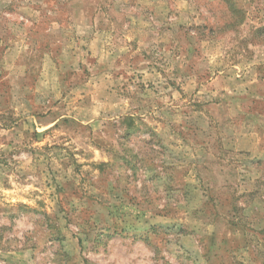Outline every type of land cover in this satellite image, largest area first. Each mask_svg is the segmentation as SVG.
Returning <instances> with one entry per match:
<instances>
[{
  "label": "rangeland",
  "instance_id": "374dc122",
  "mask_svg": "<svg viewBox=\"0 0 264 264\" xmlns=\"http://www.w3.org/2000/svg\"><path fill=\"white\" fill-rule=\"evenodd\" d=\"M234 2L0 0V264H264V0Z\"/></svg>",
  "mask_w": 264,
  "mask_h": 264
},
{
  "label": "trees",
  "instance_id": "16d2710c",
  "mask_svg": "<svg viewBox=\"0 0 264 264\" xmlns=\"http://www.w3.org/2000/svg\"><path fill=\"white\" fill-rule=\"evenodd\" d=\"M229 4V12L230 17L228 20L222 25L223 27L220 29L222 31H226L227 28H236L242 24L244 21V11L236 6L234 0H225ZM219 29V28H218ZM254 37L259 42H264V27L258 28L253 32Z\"/></svg>",
  "mask_w": 264,
  "mask_h": 264
}]
</instances>
